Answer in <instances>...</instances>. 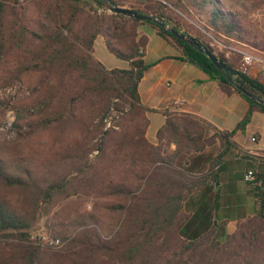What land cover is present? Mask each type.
<instances>
[{
	"label": "trees",
	"instance_id": "16d2710c",
	"mask_svg": "<svg viewBox=\"0 0 264 264\" xmlns=\"http://www.w3.org/2000/svg\"><path fill=\"white\" fill-rule=\"evenodd\" d=\"M110 1L120 7L128 2V8L193 38L233 70L234 86L204 54L156 24L108 12L107 1L0 0V77L4 85L36 79L35 97L16 108L15 139H0V264H264V173L247 182L259 202L251 216L245 207H219L215 191L223 159L235 148L234 134L245 130L253 112L264 113L263 105L236 88L264 99V84L210 45L212 38L259 46L262 35L252 34L247 16L223 0ZM184 19L199 30L190 32ZM140 25L153 29L223 93L234 91L247 102L233 130L217 131L189 115L165 113L157 145L148 142V109L137 90L148 68V39L138 34ZM98 37L127 69H106L95 59ZM112 98L123 100L128 112L119 131L103 133L89 165L86 152L69 165V159L31 145L47 136L78 152L75 143L81 139L89 142L90 155L99 132L92 123ZM213 148V156L205 158L203 152ZM244 158L251 169L257 161L264 164L260 157ZM66 166L72 169L61 172ZM88 202L91 211L85 210ZM43 219L50 220L44 228L53 237L67 240L65 249H41L34 226ZM229 220H236L232 234ZM65 223L74 228L72 236Z\"/></svg>",
	"mask_w": 264,
	"mask_h": 264
},
{
	"label": "crops",
	"instance_id": "0c3cea01",
	"mask_svg": "<svg viewBox=\"0 0 264 264\" xmlns=\"http://www.w3.org/2000/svg\"><path fill=\"white\" fill-rule=\"evenodd\" d=\"M139 32L148 39L144 56L148 68L137 88L141 104L148 109V127L145 134L148 142L157 145L156 134L165 123V113L189 115L211 125L217 131L233 130L245 115L247 102L234 91L223 93L216 81L209 79L193 65L180 60L179 52L153 29L145 28ZM96 41L97 38L93 44V55L103 65L95 56ZM245 45L247 44H243ZM242 51L248 52L246 49ZM123 63L124 66L118 69L128 68V63ZM250 76L256 78V73ZM212 134L213 131L209 135ZM252 138L256 141L252 142ZM232 142L235 148H231L224 157L221 180L215 186L219 195V207H245L246 215L251 216L259 207V202L253 195L252 186L243 180V176L247 170L253 171L254 175L257 172L264 173V164L257 161L253 169L248 168L244 155L248 154L254 159L260 157L264 161V113L253 112L250 123L243 132L237 131L234 134ZM174 150L175 146L171 145L169 152ZM214 150L216 148L205 150L204 157H212ZM234 217L237 218L236 214ZM235 225L236 220H229L226 226L229 234L235 231Z\"/></svg>",
	"mask_w": 264,
	"mask_h": 264
},
{
	"label": "rangeland",
	"instance_id": "374dc122",
	"mask_svg": "<svg viewBox=\"0 0 264 264\" xmlns=\"http://www.w3.org/2000/svg\"><path fill=\"white\" fill-rule=\"evenodd\" d=\"M225 6L227 8L236 9L243 15L247 16L246 21V27L252 32V34L255 35H262L263 43L259 44V46H252L250 44H247L243 46V44H237V43H230L226 44L224 42H218L211 38L210 45L213 48V51L215 53H220L223 55H226V58L235 66H237L239 69H241V60L240 57L232 51V49H246L248 52L254 54L256 57L260 58L262 61H264V0H223ZM122 7L128 8L129 3L128 2H122ZM108 12H110L108 10ZM180 16V14H179ZM185 22L189 26H187L188 30L192 33H195V30L198 31L199 29L190 23L189 20L184 19ZM145 28H150L148 25H140L137 27V32L139 35L141 34L139 31ZM204 37H209L204 33ZM210 38V37H209ZM256 43V42H255ZM95 56L99 60L103 62V65L108 68H118L124 66L123 61L116 59L112 54H110L103 43V39L101 37L97 38V41L95 43ZM246 73L248 75L256 73V78L259 79L262 83H264V64H255L252 67H249L246 69ZM36 82L35 77L25 78L23 77L21 80H13L10 84L4 85L6 83V80L3 77H0V139H5L7 141H11L15 139V133L11 130V125L15 121L16 117V108L21 105L22 103H29L32 101L35 96L32 94L34 83ZM112 98L110 101L112 102ZM119 100L118 106L119 109H123L127 107V104L123 100ZM110 107V106H109ZM107 108L99 117H97L93 123H92V129H99V132L97 133L96 137L91 141V147H93V151L89 155V142L87 144H83V141L81 139H78L75 145L80 147L82 151L75 152L73 145H54L53 141L51 139H48L47 136H42L40 141L33 140L31 142V145L36 147L37 149H44L47 152H53L56 156L62 159H69L67 160L68 164L70 165L73 160L77 159V157H80L81 154L84 155V152H86L85 161L87 160V164L89 165V160L93 161L94 157L97 154V151L95 150L97 148L98 143L100 142V139L105 131H103V127L101 124L102 118L107 115L108 113ZM128 112V111H127ZM123 113L122 116L116 121L117 125L120 129V125L124 123V118L126 113ZM119 129L117 131H119ZM150 138V137H149ZM81 144V145H78ZM87 150V151H86ZM74 155V157H73ZM74 163V162H73ZM72 169V166H66L63 170H60L61 172H68ZM86 211H91V203L88 202L85 205ZM45 223L51 224L50 220H39L37 224L34 226V228H39V230H36L35 233H38L40 237L45 236L48 239H58L57 237H53L50 232L44 228ZM69 223V221H67ZM65 223V228L67 230L69 224ZM71 231L66 233L67 236H72L75 232L74 228L70 227ZM36 236V234H34ZM60 241L59 246H49L47 244H44L43 242H40L41 249H48L50 248L52 251H61L65 249V245L67 243L66 241Z\"/></svg>",
	"mask_w": 264,
	"mask_h": 264
},
{
	"label": "water",
	"instance_id": "95a60500",
	"mask_svg": "<svg viewBox=\"0 0 264 264\" xmlns=\"http://www.w3.org/2000/svg\"><path fill=\"white\" fill-rule=\"evenodd\" d=\"M104 1H107L108 5L110 7L109 11L111 13H114V14H117V15H122V16L128 17V18H133V19H136V20H139V21H148V22H151L153 24H156L161 29H163L165 32L173 35L174 37L180 39L184 43L190 45L193 49H196L200 53L204 54L215 65V67L220 72L224 73L225 75H228L227 76V82L230 85L234 86V83H233V80H232L233 70L230 67H228L227 65H225L223 62L219 61L217 59V57L213 53H210L207 49L199 48L198 44L196 43V41L193 38H191L189 36H186L185 34L176 31L175 29H173L172 27L167 25L161 19H157V18H155V17H153L151 15L141 14L138 11H135V10L130 9V8H124V7L116 6L110 0H104ZM236 89L241 94H243L244 96H246L249 99L257 102L258 104L264 106V99H261L260 97H257L255 95L251 94L250 92L246 91L243 88L237 87Z\"/></svg>",
	"mask_w": 264,
	"mask_h": 264
},
{
	"label": "built area",
	"instance_id": "2783aa9c",
	"mask_svg": "<svg viewBox=\"0 0 264 264\" xmlns=\"http://www.w3.org/2000/svg\"><path fill=\"white\" fill-rule=\"evenodd\" d=\"M232 51H234L240 57L241 69L239 70L242 72L246 73V69L252 67L255 64H264V61H262L260 58L256 57L254 54L250 52H244L242 50H236V49H232ZM118 103H119L118 99H113L108 109L107 115H105L102 118L101 124L103 127V131H108V130L117 131L119 129L116 121L120 118V116L123 115V113L128 111V106L123 109L121 108L119 109V107H117ZM251 141L255 142L256 139L252 138ZM243 180L245 182L253 181L254 180L253 171L247 170L243 176ZM40 242H43L44 244H47L49 246L60 245L59 239H48L45 236L40 237Z\"/></svg>",
	"mask_w": 264,
	"mask_h": 264
}]
</instances>
